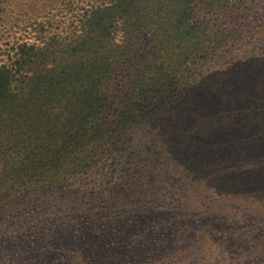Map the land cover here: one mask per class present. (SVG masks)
I'll return each mask as SVG.
<instances>
[{"label": "rangeland", "instance_id": "rangeland-1", "mask_svg": "<svg viewBox=\"0 0 264 264\" xmlns=\"http://www.w3.org/2000/svg\"><path fill=\"white\" fill-rule=\"evenodd\" d=\"M94 1L0 0V47L65 36ZM212 2L197 0L212 32L203 60L113 139L101 169L30 176L0 207V264H264V0ZM129 43L109 85L119 114L156 58L150 38Z\"/></svg>", "mask_w": 264, "mask_h": 264}, {"label": "trees", "instance_id": "trees-1", "mask_svg": "<svg viewBox=\"0 0 264 264\" xmlns=\"http://www.w3.org/2000/svg\"><path fill=\"white\" fill-rule=\"evenodd\" d=\"M197 4L95 0L65 36L0 47V207L21 195L30 176L53 184L101 169L113 139L203 60L212 32L196 20ZM136 37L150 38L156 58L138 72L119 114L109 85L126 72Z\"/></svg>", "mask_w": 264, "mask_h": 264}]
</instances>
